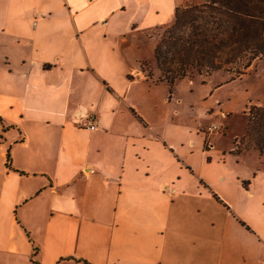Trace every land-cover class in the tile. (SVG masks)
I'll use <instances>...</instances> for the list:
<instances>
[{
	"label": "crops",
	"instance_id": "crops-1",
	"mask_svg": "<svg viewBox=\"0 0 264 264\" xmlns=\"http://www.w3.org/2000/svg\"><path fill=\"white\" fill-rule=\"evenodd\" d=\"M199 1L0 0V264H264V158L196 121L180 140L158 80Z\"/></svg>",
	"mask_w": 264,
	"mask_h": 264
},
{
	"label": "trees",
	"instance_id": "trees-1",
	"mask_svg": "<svg viewBox=\"0 0 264 264\" xmlns=\"http://www.w3.org/2000/svg\"><path fill=\"white\" fill-rule=\"evenodd\" d=\"M154 57L158 80L169 85L212 71L240 76L255 60L264 61V0H202L177 7ZM258 108L254 107V114ZM262 117L261 123L256 122L258 136L246 135L264 158V113Z\"/></svg>",
	"mask_w": 264,
	"mask_h": 264
},
{
	"label": "rangeland",
	"instance_id": "rangeland-1",
	"mask_svg": "<svg viewBox=\"0 0 264 264\" xmlns=\"http://www.w3.org/2000/svg\"><path fill=\"white\" fill-rule=\"evenodd\" d=\"M198 3H202V0L192 4L198 5ZM196 15H199V12H196ZM213 15L218 18V14ZM168 27L161 31L159 41ZM143 70L146 74L152 75L153 67L146 64ZM173 85L183 99L179 105L180 140L188 139L189 134L186 135V133L189 128L193 130L192 137L197 140L199 135L193 127V121H196L203 124L206 129L214 123L219 124V130H214L213 135L220 138L222 134H227L222 138H226L228 142L231 139V146L235 150L253 146L252 140L248 139L246 134L249 132L252 139L256 138L259 134L256 131L258 130L256 122L261 123L263 120L264 111L261 110L264 108L263 60L252 62L240 76L212 71L179 78L173 82ZM254 107H260L255 112L256 115ZM250 109H252L251 112ZM262 135L264 136V133ZM216 140L212 141L216 142ZM260 162L264 166V160ZM227 168L222 161L211 163L209 166V169L216 171Z\"/></svg>",
	"mask_w": 264,
	"mask_h": 264
},
{
	"label": "built area",
	"instance_id": "built-area-1",
	"mask_svg": "<svg viewBox=\"0 0 264 264\" xmlns=\"http://www.w3.org/2000/svg\"><path fill=\"white\" fill-rule=\"evenodd\" d=\"M79 116L80 117H82V118H85L86 119V122H85V127L88 129V130H94L95 129V123H96V118H95V116L94 115H92V114H87V113H85V112H80L79 111ZM221 115H223V114H221ZM219 124H216V123H214V124H212L211 126H209L208 127V132L209 131H214V130H219Z\"/></svg>",
	"mask_w": 264,
	"mask_h": 264
}]
</instances>
